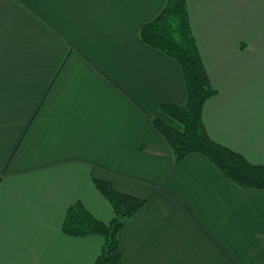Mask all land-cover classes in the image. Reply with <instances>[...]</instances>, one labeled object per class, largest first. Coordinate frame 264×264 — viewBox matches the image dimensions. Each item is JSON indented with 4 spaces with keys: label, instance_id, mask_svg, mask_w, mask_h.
<instances>
[{
    "label": "crops",
    "instance_id": "0c3cea01",
    "mask_svg": "<svg viewBox=\"0 0 264 264\" xmlns=\"http://www.w3.org/2000/svg\"><path fill=\"white\" fill-rule=\"evenodd\" d=\"M166 0H0V264H94L102 238L61 227L79 202L113 218L93 181L145 200L123 264H264V190L193 154L175 163L150 117L185 102L181 68L143 45ZM215 96L209 137L264 166V0H187Z\"/></svg>",
    "mask_w": 264,
    "mask_h": 264
},
{
    "label": "trees",
    "instance_id": "16d2710c",
    "mask_svg": "<svg viewBox=\"0 0 264 264\" xmlns=\"http://www.w3.org/2000/svg\"><path fill=\"white\" fill-rule=\"evenodd\" d=\"M139 41L171 58L181 68L185 102L161 103L150 117L154 130L168 145L175 163L196 154L209 161L231 184L242 190H264V166L253 165L207 134L202 110L215 96L193 37L187 0H166L161 12L139 30ZM93 184L111 207L113 218L103 223L81 203L71 205L61 227L63 234L84 238L99 236L103 244L94 264H123L119 234L144 206L145 200L117 192L108 182Z\"/></svg>",
    "mask_w": 264,
    "mask_h": 264
},
{
    "label": "rangeland",
    "instance_id": "374dc122",
    "mask_svg": "<svg viewBox=\"0 0 264 264\" xmlns=\"http://www.w3.org/2000/svg\"><path fill=\"white\" fill-rule=\"evenodd\" d=\"M263 95H264V93H263Z\"/></svg>",
    "mask_w": 264,
    "mask_h": 264
}]
</instances>
